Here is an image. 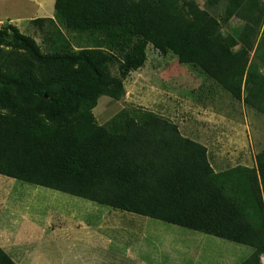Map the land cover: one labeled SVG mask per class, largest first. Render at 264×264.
I'll return each mask as SVG.
<instances>
[{
    "label": "trees",
    "instance_id": "obj_1",
    "mask_svg": "<svg viewBox=\"0 0 264 264\" xmlns=\"http://www.w3.org/2000/svg\"><path fill=\"white\" fill-rule=\"evenodd\" d=\"M46 51L0 27V174L113 209L252 248L239 264H262L264 150L255 166L215 171L206 146L154 111L121 109L104 124L101 96L119 98L122 77L146 46L191 64L264 115L263 0H54ZM236 18L230 31L223 27ZM85 35L74 49L60 30ZM116 63L120 76L108 66ZM0 264H16L0 247Z\"/></svg>",
    "mask_w": 264,
    "mask_h": 264
},
{
    "label": "rangeland",
    "instance_id": "obj_2",
    "mask_svg": "<svg viewBox=\"0 0 264 264\" xmlns=\"http://www.w3.org/2000/svg\"><path fill=\"white\" fill-rule=\"evenodd\" d=\"M195 1L199 6H204L205 0ZM53 3L54 0H0V27L7 23L15 25L21 33L32 36L41 50L46 51V44L43 41L46 38H53V27L46 21L37 25L32 18H53ZM55 21L59 25L56 19ZM237 24L239 21L233 18L223 29L230 31L231 27ZM59 28L74 49L88 45L85 35L68 31L63 25H59ZM258 34L259 36L264 34V24ZM145 52L146 58L142 66L121 76L124 87L121 97L117 99L99 97L92 111L95 121L104 124L121 109L139 107L151 110L176 123L182 135L204 144L215 171L237 164L254 167L256 153L264 150V115L244 105L242 100L232 98L227 91L215 89L213 82L206 78L198 67L178 62L173 53H161L150 44L146 46ZM108 69L111 75L120 76L116 63L110 64ZM0 177L5 180L4 183L9 184L8 191L5 185L0 187V194L10 195L8 202L0 201L2 212H28L26 213L28 219L41 221L42 224L51 227L59 224L54 217L49 218L47 215L60 212L65 215L73 208L84 210L90 206L113 209L47 187L36 186L1 174ZM124 221L127 222V246L135 247L138 244L136 258L140 256L147 261L158 259L160 262L165 260L164 264H181L173 256L176 254L177 245L187 242L181 238L194 233L205 237L196 230L130 212H127ZM106 225L110 226L109 221ZM120 227L121 225L113 226V229L106 228L105 233L111 239L115 236L116 242L117 237L121 235L118 230ZM207 236L212 243L214 242L210 245L212 259L215 261L234 254V260L228 263L233 264L241 259L240 255L242 257L248 255L249 246ZM181 241L183 243H180ZM142 242L147 243L145 248ZM155 242L158 245V253ZM181 252L184 255L182 264H189L187 256L189 252L184 250L179 254ZM192 263L190 259V264Z\"/></svg>",
    "mask_w": 264,
    "mask_h": 264
},
{
    "label": "crops",
    "instance_id": "obj_3",
    "mask_svg": "<svg viewBox=\"0 0 264 264\" xmlns=\"http://www.w3.org/2000/svg\"><path fill=\"white\" fill-rule=\"evenodd\" d=\"M8 21L11 22V20ZM4 182L5 180L0 177V187L5 185L8 191L9 184ZM1 191H3V188ZM8 200H10L9 193L0 194V201L8 202ZM67 212L65 215H63V212L47 215L49 218L54 217L59 224L51 227L48 224H42L41 221L28 219L26 214L28 212H2L0 208V247L16 264L165 263V260L160 262L158 259L147 261L140 256L136 258L135 253L138 250L136 249L138 244L135 247L127 246V222L124 221L127 218L126 210L100 209L90 206L89 209L79 210L73 208ZM19 213L20 215H18ZM108 221L110 226L106 225ZM47 222L50 223L49 220ZM117 225H121L118 229L121 235L114 242L115 236L111 239L107 236L105 230L106 228L113 229V226ZM207 235L204 234L205 237H201L203 235L194 233L183 236L181 239H186L187 242L177 245L176 254H173L174 259L182 264L181 261L184 255L182 252L179 253L187 250L189 252L187 253L189 264L190 259L193 261L192 264H228L232 262L234 254L226 259L224 257L216 261L212 259L210 243L213 244L214 242L212 243ZM155 243L157 247V242ZM180 243H183V241ZM142 245L145 248L147 243L142 242ZM160 252L161 254L163 252L162 246ZM251 252L252 248L250 247L247 252L248 255ZM240 254H242V249ZM246 257L240 255L239 258L241 259L238 258L239 260L233 262V264H239Z\"/></svg>",
    "mask_w": 264,
    "mask_h": 264
},
{
    "label": "built area",
    "instance_id": "obj_4",
    "mask_svg": "<svg viewBox=\"0 0 264 264\" xmlns=\"http://www.w3.org/2000/svg\"><path fill=\"white\" fill-rule=\"evenodd\" d=\"M0 24H1V22H0ZM260 261L262 264H264V254L260 255Z\"/></svg>",
    "mask_w": 264,
    "mask_h": 264
},
{
    "label": "clouds",
    "instance_id": "obj_5",
    "mask_svg": "<svg viewBox=\"0 0 264 264\" xmlns=\"http://www.w3.org/2000/svg\"><path fill=\"white\" fill-rule=\"evenodd\" d=\"M1 25V24H0Z\"/></svg>",
    "mask_w": 264,
    "mask_h": 264
}]
</instances>
